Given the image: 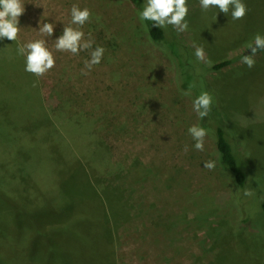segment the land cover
Wrapping results in <instances>:
<instances>
[{"label": "rangeland", "instance_id": "1", "mask_svg": "<svg viewBox=\"0 0 264 264\" xmlns=\"http://www.w3.org/2000/svg\"><path fill=\"white\" fill-rule=\"evenodd\" d=\"M21 2L25 11L19 18L17 40H0V78L9 79L6 85L16 81V86L25 80V74L34 83L37 80L40 94L47 99L46 111L51 113L59 133L71 131L70 124L76 116L89 120L96 141L92 153L99 156L101 175L124 190L133 205L130 223L118 229L123 245L118 247L116 264L264 261V52L256 53L255 66L249 69L241 59L243 54H249L248 45L254 40L237 43L242 35L264 36V0H243L247 14L240 20H233L231 12L225 15L217 8L207 12L201 7L189 10L188 30L174 31L187 49L184 53L196 61L193 66L185 62L182 69L193 75L186 90L191 91L190 96L182 95L185 91L177 85L181 74L175 71V61L163 46L151 41L143 21L127 0ZM73 4L91 11V20L82 31L85 39L91 34L93 48L105 49L101 63L87 75L82 74V70L87 71L84 62L90 58L87 52L72 55L55 50V40L71 21ZM43 23L54 24L52 37L40 35L39 25ZM39 39L46 40L55 67L39 79L27 72L22 76L25 57L17 54V47ZM193 44L204 49L205 60L210 63L196 59ZM10 48L14 49L11 55ZM228 59L232 62L210 70ZM200 64L209 69L205 74L206 89L216 97L225 121L236 130L237 149L256 176L245 185L247 190H237L230 173L220 164L215 139L208 132L204 151L193 147L195 141L188 128L199 126L200 119L192 101L195 93L200 94L205 87L204 76H197L203 71ZM17 106L21 107L11 104L8 111L13 113ZM228 107L235 110L234 120L227 117ZM0 115L2 120L1 112ZM35 133L36 138L49 141L48 129ZM99 140L103 156L97 149ZM3 150L0 147V163L6 156ZM205 161H215L214 170L205 169ZM49 173L51 169H45L31 183L35 187L48 184L40 180ZM112 174L115 176L111 181ZM13 185L14 180L9 182L8 178L6 189ZM245 191L252 195L245 196ZM22 194L29 195L26 191ZM24 238V234L21 239L12 238L10 247L4 249L13 257L10 264H33V259L18 255L21 246L26 247Z\"/></svg>", "mask_w": 264, "mask_h": 264}, {"label": "trees", "instance_id": "2", "mask_svg": "<svg viewBox=\"0 0 264 264\" xmlns=\"http://www.w3.org/2000/svg\"><path fill=\"white\" fill-rule=\"evenodd\" d=\"M127 1L138 14L146 3V0ZM187 5L189 10L200 8L199 0H187ZM143 23L151 41L163 46L175 61V71L181 74L177 85L181 91H186L188 79L193 75L182 69L185 62L190 61L193 66L196 61L184 53L186 47L179 42L172 26L157 28L150 21ZM251 40L254 38L242 35L237 43L245 44ZM13 52L12 48L8 50L10 55ZM263 52L264 49L257 51ZM231 62L230 59L221 61L210 70ZM200 65L203 71L197 76H204L203 92L212 96L213 105L209 115L200 119L199 126L215 139L220 164L230 173L237 190H247L245 185L256 176L245 155L237 149L236 130L225 121L216 97L206 89L205 74L209 69ZM21 66L25 68L23 63ZM25 72L22 69L20 74L23 76ZM24 77L19 86L16 81L6 85L9 79L2 81L0 78V112L4 122L0 118V147L6 154L1 161L4 165L0 163V245L5 246L0 247V264H10L13 260L11 253L4 249L10 247L12 238L21 239V234L25 236L26 247L21 246L18 255L22 259H33V264H69L67 258L70 262L82 264H116L118 247L123 243L117 235L118 229L130 223L132 217L130 196H126L117 184L106 182L101 175L102 165L97 163L99 156L92 153L96 141L90 132L89 120L76 116L70 124L72 130L59 133L53 125L51 113L46 111L47 99L40 94V84L37 80L34 83L29 74ZM200 94L195 93L194 97ZM13 103L21 107L17 106L12 113L8 108ZM228 109L227 117L234 120V108ZM46 129L51 132L47 136L48 142L34 136L35 132ZM243 131L248 132L244 127ZM101 144L102 140L97 141V149L102 154ZM103 158L100 161L105 164ZM47 168L51 169L49 177L40 181L46 180L48 184L35 187L31 183L33 177H38V173ZM107 171L109 174V169ZM8 178L9 182L14 180L9 190L6 189ZM24 191L29 195L23 197ZM258 264H264V261L259 259Z\"/></svg>", "mask_w": 264, "mask_h": 264}, {"label": "clouds", "instance_id": "3", "mask_svg": "<svg viewBox=\"0 0 264 264\" xmlns=\"http://www.w3.org/2000/svg\"><path fill=\"white\" fill-rule=\"evenodd\" d=\"M199 4L204 12L211 8H217L219 12L225 15L231 12L233 20L243 19L247 14V6L243 0H199ZM24 11V4L21 0H0V40L5 38L9 41L17 40L20 31L19 18ZM188 12L187 0H146L143 10L138 15L141 21H150L157 28H165L170 25L176 32L183 33L189 27L186 20ZM70 15L69 25L63 28L62 34L55 40V50L72 55H79L82 51L87 52L90 57L84 62L87 71L82 70V74L87 75L94 66L101 63L105 49L101 46L93 48L94 40L91 38V34L85 39L82 28L90 22L92 16L88 8L81 9L78 5L73 4ZM54 28L53 23H43L42 26L39 25L38 31L41 36L52 37ZM193 48L197 60L210 63V61L205 60V51L202 47L193 44ZM261 49H264V36L256 34L254 42L248 45L249 54L242 57L241 63L249 69L253 68L256 63L254 57L257 51ZM17 54L25 57L24 70L37 79L55 67L54 55L46 46L45 39L18 45ZM182 95L190 96L191 91L182 92ZM212 105L213 98L208 92H202L192 101L193 110L201 120L209 115ZM188 133L195 141L194 149L204 151V140L208 135L207 130L198 125H192L188 128ZM185 151H187V147H185ZM215 166V161L203 163V167L208 170H214ZM244 195L251 196L252 193L245 191Z\"/></svg>", "mask_w": 264, "mask_h": 264}, {"label": "crops", "instance_id": "4", "mask_svg": "<svg viewBox=\"0 0 264 264\" xmlns=\"http://www.w3.org/2000/svg\"><path fill=\"white\" fill-rule=\"evenodd\" d=\"M122 245H123V243H122ZM137 249H138V247L136 248V250H137ZM137 256H138V258L141 257V255H140L139 253L137 254ZM158 256H159V255H158ZM141 258H142V257H141ZM158 260H159V259H158Z\"/></svg>", "mask_w": 264, "mask_h": 264}]
</instances>
